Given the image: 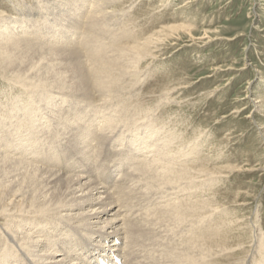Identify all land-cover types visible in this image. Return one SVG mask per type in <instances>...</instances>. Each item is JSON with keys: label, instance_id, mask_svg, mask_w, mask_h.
Listing matches in <instances>:
<instances>
[{"label": "bare ground", "instance_id": "1", "mask_svg": "<svg viewBox=\"0 0 264 264\" xmlns=\"http://www.w3.org/2000/svg\"><path fill=\"white\" fill-rule=\"evenodd\" d=\"M46 1L65 8L75 5ZM76 2L77 9L61 16L67 22L61 37L47 22L0 13V80L17 88L9 111L0 115V264H264V226L258 216L243 221L238 214L226 215L224 201L215 209L186 194L178 199L185 183L240 168H214L215 157L201 156L196 163L179 159L183 154L175 149L183 147L176 142L181 136L162 126L142 133L149 141L163 134L148 154H142L143 141L137 145L122 139L126 122L135 116L143 119L140 99L125 98L138 64L181 31L191 36L193 45H207V37L197 38L180 25L143 39L137 34L140 29L127 23L109 24L112 0ZM41 51L65 55L74 78L71 87L42 91L24 79V66L31 68L35 58H42ZM163 90L170 93L168 86ZM122 100L133 106L130 114ZM248 103L264 110V96ZM12 113L21 115L18 123L33 129L25 146L15 145L11 137L3 139L5 120L15 118L8 116ZM248 118L255 120L253 115ZM137 151L141 155L133 156ZM199 187L191 194L197 197L203 191ZM214 214L218 220L204 225L203 218ZM174 225L184 228L170 235Z\"/></svg>", "mask_w": 264, "mask_h": 264}, {"label": "rangeland", "instance_id": "2", "mask_svg": "<svg viewBox=\"0 0 264 264\" xmlns=\"http://www.w3.org/2000/svg\"><path fill=\"white\" fill-rule=\"evenodd\" d=\"M72 2L75 3L73 7L62 8L46 0H0V13L29 20L36 18L38 23L47 22L55 26V34L61 37L67 25L61 16L79 6L76 0H66L67 5ZM110 5L108 12L115 11V14H111L109 24L119 26L127 23L135 31L140 29L137 34L143 39L152 37L165 28L184 25L191 29L195 37L205 35L209 42L207 45H193L191 36L181 31L178 36L166 39L159 45L160 49L154 51L155 54L138 64L140 67L137 68L138 72H134L132 89L125 91L128 96L125 98L133 97L134 102L140 99L143 119L135 116L134 120L126 122L122 139L129 144L136 142L137 145L140 144L139 140L143 141L142 145L145 144V147L142 154H148L151 146L164 139L163 134L149 141L142 133L147 128L159 129L162 126L181 136L182 141L176 142L184 148L179 149L175 145V150H180V154L184 155L179 159L191 158L189 162L196 163L195 158L200 160L201 156L215 157L218 161L213 163L214 168H240L239 171L225 173L222 177L217 175L207 180L201 178L196 183L189 181L184 184L185 193L181 192L178 199L186 194L185 197H192L193 200L197 198L207 201L215 209L224 201L223 209L228 217L233 213L238 214L243 221H252L258 216L263 227L264 110H256L253 103L251 106L247 104L248 101H258L264 96V0H112ZM44 39L47 43H55L51 37ZM41 52L42 58H35L31 68L24 66V79L31 81L42 91L58 93L71 87L74 78L66 66L65 55L52 51ZM39 53L40 51L37 54ZM11 86L7 80H0V115L9 111L6 107L17 95V88ZM167 86L170 93L163 90ZM25 94L27 95L26 92ZM117 101L119 100L116 99L113 103L116 104ZM133 101L130 99V102ZM124 104L130 114L133 106L122 100L120 105ZM249 115H253L255 120L247 119ZM8 116L15 117V114ZM20 117L19 114L14 119L6 118L8 126L5 127L7 133L3 139L11 137L15 145L25 146L33 129L27 123H18ZM99 124L98 122L97 125ZM38 129L40 128L35 127L34 131ZM132 155L141 154L137 151ZM132 157L126 163L129 164ZM116 174L117 172L113 175L114 178ZM194 186H200L201 191L203 190L197 193V197L196 194H191ZM237 193L241 195V207L233 202ZM30 196L26 195L28 198ZM218 218L217 214L212 218L204 217V225L213 224ZM177 227L174 225L169 228L170 235L184 228ZM51 249L57 251L52 246Z\"/></svg>", "mask_w": 264, "mask_h": 264}]
</instances>
